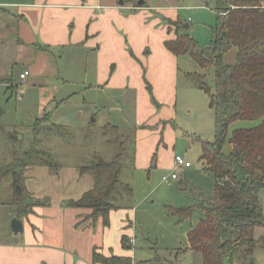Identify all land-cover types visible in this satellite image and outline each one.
Masks as SVG:
<instances>
[{"label":"rangeland","instance_id":"obj_1","mask_svg":"<svg viewBox=\"0 0 264 264\" xmlns=\"http://www.w3.org/2000/svg\"><path fill=\"white\" fill-rule=\"evenodd\" d=\"M216 3L217 0L176 1L177 6L189 8L173 13L176 12L182 22L181 27L188 25V36L200 48L211 45L212 32L217 28ZM169 6L172 7L170 3ZM159 16L161 20L163 15ZM164 22L161 20L160 24L166 25ZM54 54L57 76L42 80L50 98H45L38 86L28 84L33 81L30 78L19 81V72L25 69L22 65L13 68L10 86L0 85V111L3 112L0 116V140L9 133L15 136L13 143L17 149L23 151L37 139L34 141L36 148L49 152L59 167L57 172L45 167L28 171L26 186L35 194L29 195L32 204L36 206L49 199L52 204L59 205L61 201L79 199L95 187L92 176L82 175L80 169L97 157L112 161L116 155H121L123 170L120 181L132 190L130 199L122 202L126 210L124 218L128 215L132 222L127 234L133 237L127 238L131 247L123 250L124 255L131 258L132 264H202L201 256L190 250L187 241L190 225L200 218L201 213L196 212L190 221L184 222L170 215L174 210L195 209L200 204H207L214 196V176L200 160V141L215 140L214 113L208 106V96L185 78L187 73H200L199 69L189 57L177 58L174 120L163 124H169L166 132L161 128L159 133L148 130L142 134L150 144L154 139L164 144V150L161 153H140L142 149L136 151L134 135L132 137L133 128L139 129L135 124L133 104L124 101L121 105L122 96L118 94L86 89L93 78L94 55L70 48ZM224 59L227 63L232 62L233 53H228ZM206 82L212 88V73ZM44 114L47 119H43ZM109 124L116 128H105ZM254 125L255 122L246 121L231 124L223 152H228L227 141L235 129ZM33 127L36 137L32 134ZM174 156L189 162L191 168L179 170L176 181L163 182V177L175 173L172 165ZM8 193L9 190L1 191V196L7 197ZM259 201L264 220V191L259 193ZM253 237L255 240L264 239V228H256ZM251 260L252 264H264V250L256 249L246 264H251ZM224 264H228L226 260ZM231 264L240 263L234 259Z\"/></svg>","mask_w":264,"mask_h":264},{"label":"crops","instance_id":"obj_2","mask_svg":"<svg viewBox=\"0 0 264 264\" xmlns=\"http://www.w3.org/2000/svg\"><path fill=\"white\" fill-rule=\"evenodd\" d=\"M139 1L143 4L138 5ZM152 1L0 0V85L10 86L13 68L22 65L25 69L19 72V81L30 78L33 81L28 84L38 86L40 93L50 98L42 80L57 76L54 53L63 48L91 52L95 68L86 89L118 94L122 96L121 105L124 101L133 104L139 128L134 127L132 133L136 151L163 152L164 144L155 139L150 144L142 134L148 130L159 133L161 128L164 132L169 124H163L174 120L178 57L167 51L164 43L174 38L170 23L183 25L173 11L189 8L177 6V0L158 2L165 6ZM159 15H163L161 20L166 25L160 24ZM24 71L28 76L20 79ZM104 101L107 103L106 98ZM106 127L116 128L110 124ZM13 142L9 133L0 140V167L9 164L17 152ZM26 180V191L35 195ZM6 190L7 197H2L1 191ZM47 201L18 219L9 183L0 182V264H93V253L106 258L128 257L121 239L133 238L127 234L132 222L128 215L123 216V200L110 212L106 228L101 223L89 227L90 221H84L88 210L67 208L66 201L59 205ZM27 203L33 202L29 199ZM12 219L22 222L23 234L13 235Z\"/></svg>","mask_w":264,"mask_h":264},{"label":"trees","instance_id":"obj_3","mask_svg":"<svg viewBox=\"0 0 264 264\" xmlns=\"http://www.w3.org/2000/svg\"><path fill=\"white\" fill-rule=\"evenodd\" d=\"M215 12L217 28L208 48H200L178 22L170 23L174 38L164 43L171 54L189 57L199 69L200 73H187L185 78L208 96L216 126L214 142L200 141V160L215 179L212 200L195 209L174 210L170 215L184 222L201 213L190 225L187 241L190 250L201 256L202 264H224L225 260L231 264L234 259L246 264L256 249L264 250V239L253 237L256 228H264L259 201V193L264 191V0H217ZM230 52L233 61L227 63L224 58ZM211 73L212 88L206 82ZM238 121L255 125L235 129L227 141L229 150L224 153L227 129ZM35 127L32 134L36 137ZM10 137L16 141L15 136ZM34 141L26 150L17 149L12 161L0 167V182L9 183L18 219L32 213L34 207L27 203V172L36 167L55 172L59 168L52 155L38 150ZM82 168V175L90 174L95 187L65 205L90 211L84 218L90 221L89 227L101 223L106 228L110 212L132 196L129 185L120 181L123 157L116 155L112 161L97 157ZM121 244L123 249L131 247L126 236ZM92 263L132 264V260L93 253Z\"/></svg>","mask_w":264,"mask_h":264},{"label":"built area","instance_id":"obj_4","mask_svg":"<svg viewBox=\"0 0 264 264\" xmlns=\"http://www.w3.org/2000/svg\"><path fill=\"white\" fill-rule=\"evenodd\" d=\"M28 76V72L24 71L21 75H20V79H24L25 77ZM191 165L189 162L185 161L183 158L179 157V156H175L174 157V174H172L170 177H163L162 181L163 182H174L177 180V175L176 173L181 170V169H188L190 168Z\"/></svg>","mask_w":264,"mask_h":264},{"label":"water","instance_id":"obj_5","mask_svg":"<svg viewBox=\"0 0 264 264\" xmlns=\"http://www.w3.org/2000/svg\"><path fill=\"white\" fill-rule=\"evenodd\" d=\"M122 4V3H120ZM143 2L139 1L138 5H142ZM183 30H187L188 29V25H184L183 27H181ZM3 114L2 111H0V116ZM10 230L13 233V235L17 236L19 234H23V224L20 220L18 219H12V221L10 222ZM250 263L252 264L253 261L251 260Z\"/></svg>","mask_w":264,"mask_h":264}]
</instances>
